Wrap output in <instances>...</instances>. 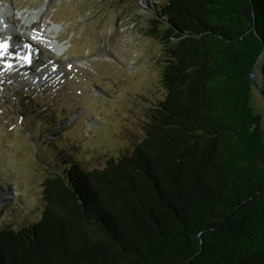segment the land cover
<instances>
[{
	"label": "trees",
	"instance_id": "16d2710c",
	"mask_svg": "<svg viewBox=\"0 0 264 264\" xmlns=\"http://www.w3.org/2000/svg\"><path fill=\"white\" fill-rule=\"evenodd\" d=\"M154 13L165 96L144 138L102 169L49 174L40 220L0 230V264H264L250 82L260 56L264 97V0H164Z\"/></svg>",
	"mask_w": 264,
	"mask_h": 264
},
{
	"label": "rangeland",
	"instance_id": "374dc122",
	"mask_svg": "<svg viewBox=\"0 0 264 264\" xmlns=\"http://www.w3.org/2000/svg\"><path fill=\"white\" fill-rule=\"evenodd\" d=\"M163 4L0 0L2 24L21 36L22 16L29 15L26 33L46 43L36 46L59 74L35 85L22 78L0 82V230L40 220L45 179L65 162L102 169L144 138L146 112L165 96L160 40L148 34L154 10ZM256 83L262 85L259 75ZM262 105L253 88L254 112Z\"/></svg>",
	"mask_w": 264,
	"mask_h": 264
},
{
	"label": "bare ground",
	"instance_id": "6f19581e",
	"mask_svg": "<svg viewBox=\"0 0 264 264\" xmlns=\"http://www.w3.org/2000/svg\"><path fill=\"white\" fill-rule=\"evenodd\" d=\"M22 18H23V23L20 26V30L23 31V33L21 34V36L19 34H15V33L14 34L10 33V34L5 35L4 32L2 31V29L3 30H5V29L3 27V24H2L3 22L1 21V19H0V36H10L11 38H19V39L24 40L25 42L31 44L32 46L37 47L36 45H40V42L36 41V40L34 41L33 39H31V36H29L26 33V31L29 32L31 30L30 26H32V24H28L29 23L28 22L29 15L28 16H22ZM6 24H7V22H6ZM48 35H49V33L46 36H48ZM32 37H35V35L32 34ZM30 40H32V42ZM55 48H56V45H55ZM0 198H1V196H0Z\"/></svg>",
	"mask_w": 264,
	"mask_h": 264
},
{
	"label": "water",
	"instance_id": "95a60500",
	"mask_svg": "<svg viewBox=\"0 0 264 264\" xmlns=\"http://www.w3.org/2000/svg\"><path fill=\"white\" fill-rule=\"evenodd\" d=\"M259 61H260V56L258 57V62L254 65V70H253V72L250 75V82H251L252 87L255 88V90L261 96V99H262V102H263L262 112H261V115H260V122L262 124L263 123V119H264V97L262 96L261 91H260V89H259V87H258V85L256 83V78H257V75H258Z\"/></svg>",
	"mask_w": 264,
	"mask_h": 264
},
{
	"label": "snow or ice",
	"instance_id": "6c2138e0",
	"mask_svg": "<svg viewBox=\"0 0 264 264\" xmlns=\"http://www.w3.org/2000/svg\"><path fill=\"white\" fill-rule=\"evenodd\" d=\"M8 47L9 45L7 43H0V48L7 50ZM29 62H30V59H29ZM8 66L11 67V65H8Z\"/></svg>",
	"mask_w": 264,
	"mask_h": 264
}]
</instances>
